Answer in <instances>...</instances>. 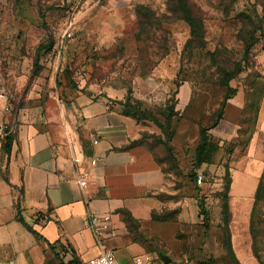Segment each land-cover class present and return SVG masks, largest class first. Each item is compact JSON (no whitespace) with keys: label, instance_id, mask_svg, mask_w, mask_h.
Segmentation results:
<instances>
[{"label":"crops","instance_id":"1","mask_svg":"<svg viewBox=\"0 0 264 264\" xmlns=\"http://www.w3.org/2000/svg\"><path fill=\"white\" fill-rule=\"evenodd\" d=\"M135 3L113 0L117 17L109 25L108 46L125 43L128 54L139 57L143 43L128 35L138 26ZM64 44L61 40V55ZM256 52L259 73L249 84L231 82L235 92L223 116L209 129L220 148L213 162L200 168H229L230 227L240 264H256L250 215L264 173V48ZM46 57L41 56L44 68L32 83L30 74L14 75L16 79L9 77L7 87L3 85L13 101H19L17 106L12 102L7 112L6 101L0 100V124L10 121L14 134L9 151L7 135H0V264H85L102 251L88 225L90 214L110 217L115 235L105 244L126 248L125 264L148 251L136 241V231L127 230L123 211H130L140 221V229L155 238H167L169 226L174 231L176 226L201 224L205 198L199 189L192 187L188 176L176 187L172 171L148 144L135 143L151 126L124 113L120 101L128 96L125 86H58L59 64L56 59L45 62ZM175 75L169 66L138 75L140 102L149 104L169 96ZM225 92L221 86H192L185 80L177 86L172 145L182 173L187 174L194 164L201 128L212 122ZM76 157L81 163L75 162ZM83 168L94 182L88 188L79 183ZM165 210H175L177 217L153 218L154 212L160 215Z\"/></svg>","mask_w":264,"mask_h":264},{"label":"rangeland","instance_id":"2","mask_svg":"<svg viewBox=\"0 0 264 264\" xmlns=\"http://www.w3.org/2000/svg\"><path fill=\"white\" fill-rule=\"evenodd\" d=\"M194 1L202 9L206 33L203 42L193 38V42L189 43V24L169 14L166 0H134V8L139 4L150 6L157 11L160 20V23L153 21L147 24L146 29L141 31V38L154 42H146L143 53L138 57L136 53L128 54L125 43L108 46L112 32L109 25H113L117 17L113 14L116 13L113 0H0V81L7 87L9 77L16 79L14 75L30 74L29 83H32L44 68L40 64L41 56H47L45 62L56 59L59 64L58 86L64 83L72 87H86L93 83L115 84L125 86L131 99L138 101V75L169 66L176 72L171 94L149 104L141 101L143 110L154 113L165 122L167 109L177 102L176 88L181 81H188L192 86H216L224 77L222 69L234 73L241 66L231 82L249 84L260 69L256 50L264 48V0ZM243 12L254 18L256 26H243L240 17ZM259 27L262 30L254 33L260 39L246 52V44L251 42L252 35L248 31L253 32ZM244 28L241 34L240 30ZM67 30L73 32L71 40L65 35ZM134 34L138 36V26L128 32L129 37ZM61 40L67 45L62 55ZM50 45L51 48L46 50ZM40 46L44 48L40 49ZM37 57L39 67L35 68ZM162 74L168 77L165 72ZM157 76L163 79L159 74ZM11 101L17 106L19 100L11 98ZM146 121L150 123V130L138 140L152 147L161 162L172 171L176 187L182 186L183 177L188 176L192 187L199 189L205 200L200 207L201 224L176 226L174 231L169 226L167 238L152 237L150 231L137 227L136 241L142 242L148 252L159 258L161 252L166 253L172 259L169 264H240L226 251L223 238L219 239L223 232L221 226L226 220L223 214L226 168L211 171L195 169L192 164L187 174L182 173L178 169L175 152L176 166H173L166 148L159 142L160 138H167L164 129L152 120ZM195 172L205 174L203 184L197 183V177L193 175ZM159 216L177 217L175 210H165ZM126 227L130 230L127 223ZM116 252L125 264L122 256L128 254L127 249L118 247ZM262 256L264 259V251ZM253 261L259 264L257 259Z\"/></svg>","mask_w":264,"mask_h":264},{"label":"trees","instance_id":"3","mask_svg":"<svg viewBox=\"0 0 264 264\" xmlns=\"http://www.w3.org/2000/svg\"><path fill=\"white\" fill-rule=\"evenodd\" d=\"M169 14L173 17L179 18L181 20H185L189 26H190V42H193L194 39L202 40V42L205 40V24L204 19L202 16V9L198 6V4L194 0H166ZM264 11V8H263ZM135 12L137 15V22H138V36L137 34H134V38L138 41V43H143L142 48L146 45V42H154V40L151 39H143L139 35L141 34V31L146 29L147 24L153 23V21L160 23V20L158 18V13L155 9H153L150 6H147L145 4H139L135 7ZM241 22L243 26L247 25H254L255 21L254 18L243 12L240 14ZM243 28V27H242ZM262 30V28H255L253 32L248 31V33H252L251 35V42L246 44V52H249L251 47L260 39L259 36H256L254 31ZM264 30V29H263ZM245 31L244 29H241L240 32L243 34ZM262 35H264V32H262ZM52 45V44H51ZM50 47H46L48 50ZM44 48L43 46L39 47ZM39 64V57H37L34 67L38 68ZM241 70V66H239L234 73H229L226 69H222L221 72L223 73L224 77L222 81L216 85L223 87L226 92L224 94V98L222 101V104L219 108V110L215 113L214 118L212 122L201 128L200 131V143L197 148V153L195 157L194 162V168L199 169L204 164H210L213 162L214 157L216 153L218 152L220 145L218 142H216L213 138V136L209 133V129L213 127L218 120L223 116L226 102L231 97V95L235 92V89L231 86V81L235 77L237 73H239ZM120 103L123 106V111L126 115L131 116L137 120H152L154 121L158 126H160L164 133L167 134V138L165 139H159V142L166 148L168 152V159L172 161V165L176 166V156L174 154V147L172 145V140L174 137V130L172 129L171 122L172 118L177 114L175 111V103L174 105H171L167 110L168 114L165 115L166 121L162 122L158 117L152 114L151 112L148 113V111L142 109V103L140 101H136L131 99L130 95L128 94L127 98L125 100L120 101ZM14 138L13 132L8 134L6 136V143L5 148L6 150H10L11 144ZM137 142H144L143 140H136ZM149 146V145H148ZM151 150H153L152 147L149 146ZM156 158L160 160V158L156 155ZM161 161V160H160ZM198 176V172L193 173V175ZM196 180V178H195ZM231 175L229 168L226 169V182L224 184V193H223V207L224 211L223 214L226 217L225 223H223L222 227V238L223 243L226 251L228 254L233 256L238 262V258L235 254L233 242H232V235H231V229H230V222L232 219V213L230 211V206L228 202L229 197V190L231 185ZM261 203H264V173L260 177V181L258 184V188L255 194V201L252 208V212L250 215V234L252 238V250L254 256L257 258V260L260 262V264H264V259L262 256V252L264 251V205H261ZM203 206V204H202ZM125 216V221L128 224V227H130L129 231L134 232L137 230V227H140V221L136 219L132 213L128 210L123 211ZM160 217L155 212L153 213V218L156 219ZM24 223L25 220L21 217L20 218ZM26 225L34 231V229L26 223ZM137 225V226H136ZM136 226V227H134ZM226 229H225V228ZM240 263V262H239ZM215 264V263H214Z\"/></svg>","mask_w":264,"mask_h":264},{"label":"built area","instance_id":"4","mask_svg":"<svg viewBox=\"0 0 264 264\" xmlns=\"http://www.w3.org/2000/svg\"><path fill=\"white\" fill-rule=\"evenodd\" d=\"M65 35L71 38L73 37V32L67 30ZM11 98H13V96L6 91L0 81V100L6 101L4 110L7 112H10L12 109ZM11 132H13V127L10 121L7 120L0 124V135L5 136ZM94 143H98V140L95 139ZM75 162L81 163V158L76 157ZM79 176V183L81 187L88 188L90 185L94 184V182L90 181V171L87 168L81 169L79 171ZM204 179L205 174L199 173L196 181L199 185H201L203 184ZM88 225L93 229L102 251L98 256L90 259L85 264H123L117 255L116 249L110 248L105 244L106 239L115 235V229L112 227L110 217L90 214L88 218ZM160 258L151 252H145L135 255L131 264H165L162 259L159 260Z\"/></svg>","mask_w":264,"mask_h":264},{"label":"water","instance_id":"5","mask_svg":"<svg viewBox=\"0 0 264 264\" xmlns=\"http://www.w3.org/2000/svg\"><path fill=\"white\" fill-rule=\"evenodd\" d=\"M160 257L162 258V260H163L166 264H168V263L171 262V258H170L167 254H165V253H163V252L160 253Z\"/></svg>","mask_w":264,"mask_h":264}]
</instances>
